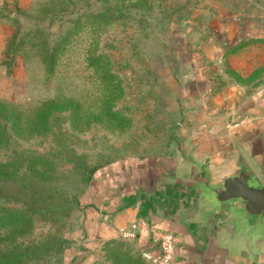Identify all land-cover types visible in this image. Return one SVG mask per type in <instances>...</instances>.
<instances>
[{
	"label": "rangeland",
	"instance_id": "374dc122",
	"mask_svg": "<svg viewBox=\"0 0 264 264\" xmlns=\"http://www.w3.org/2000/svg\"><path fill=\"white\" fill-rule=\"evenodd\" d=\"M11 11L12 15L2 18L4 48L13 36L17 43L29 35L25 42L21 38L22 48L13 55L5 56L3 48L0 80L6 84L0 98L27 109L46 99L68 96L80 103L82 111L80 120L72 122L68 111L56 113L48 119L50 127L44 134L18 137L10 133L7 144L0 147V162L14 152L47 155L53 164L50 178L78 200L87 184L65 155L82 156L95 168L94 174L101 163L126 156L171 154L173 137L185 119L181 90L188 84V73L209 69L202 48L216 27L249 22L264 28V0H145L141 7L127 6L126 0H32L27 7ZM98 13L101 21L89 19ZM72 24L75 32L58 53L53 72L47 74L31 42L43 39L52 44ZM90 46L104 56L105 64L87 65ZM103 72L112 73L121 90H113L114 84L102 77ZM112 94L116 96L111 110L117 119H109L101 110L104 98ZM92 111L99 112V117L86 122V114ZM80 214L78 201L57 215L36 217L33 233L23 241L56 236L64 250L26 264H109L115 256L112 242L125 251L123 260L131 259L127 264H136L137 256L146 263L122 238L102 241L95 250L77 254L83 249L77 245ZM71 248L76 253L65 257V250Z\"/></svg>",
	"mask_w": 264,
	"mask_h": 264
},
{
	"label": "crops",
	"instance_id": "0c3cea01",
	"mask_svg": "<svg viewBox=\"0 0 264 264\" xmlns=\"http://www.w3.org/2000/svg\"><path fill=\"white\" fill-rule=\"evenodd\" d=\"M31 1L0 0V58L5 45L2 18L12 15V7L25 8ZM216 28L202 48L209 69L188 73V84L181 90L185 119L175 137L191 150V159L206 161L212 181L232 170L240 157L264 186V28L249 22ZM1 83L0 90L6 84ZM191 169L198 170L193 162L183 163L175 149L171 154L126 156L101 166L79 199L77 245L83 249L77 254L122 238L120 233L132 222L144 220L147 228L128 240L141 255L158 254L152 228L180 238L169 264H255L254 255L264 264V237L243 229V238L198 199L183 196L181 184ZM75 253L67 249L64 256Z\"/></svg>",
	"mask_w": 264,
	"mask_h": 264
},
{
	"label": "trees",
	"instance_id": "16d2710c",
	"mask_svg": "<svg viewBox=\"0 0 264 264\" xmlns=\"http://www.w3.org/2000/svg\"><path fill=\"white\" fill-rule=\"evenodd\" d=\"M144 1L126 0V5L141 7ZM99 16L100 13L88 17L96 23L101 21ZM78 21L75 20L74 22L79 23ZM72 27L73 24L68 26L67 30L58 36V39L52 44L43 39L31 42L35 47L44 72L47 74L53 72L58 53L64 48L71 34L75 32V29L71 31ZM28 35L26 33L21 37L24 42ZM15 38L16 36H13L5 46V56L13 55L15 51L22 48L23 39L20 38L15 43ZM244 44V42L240 43L236 49ZM228 51L233 53L234 49ZM85 61L88 66H100L106 62L104 56L95 53L92 46L86 50ZM101 67H108V65ZM102 77L114 84L113 90H121L117 78L112 73L103 72ZM114 95L104 98V104L101 108L109 119H117L116 111L111 110V100L116 96ZM61 111L69 112L68 118L71 122L80 120L78 117L82 111L80 103L72 97L46 99L27 109L18 108L0 98V147L7 144L10 133L18 137L35 133L44 134L50 127L48 119L50 117L55 118V114ZM99 115V112L95 111L86 114V122L92 118L97 119ZM47 157V155L14 152L9 159L0 162V264H26L30 260L52 256L64 250L63 241L56 236L23 241L24 238H28L33 233L36 217L46 214L57 215L73 208L79 201L75 194H70L64 187L50 178L49 171L52 170L53 164L49 162ZM65 159L73 163L77 175L80 176L84 184L88 185L95 168L88 165L80 155L70 153L65 155ZM104 164L98 165L99 168ZM112 243H114L115 256L111 258L109 264L131 262L129 258L128 262L126 259L123 260L125 251L117 248L118 243ZM135 263L144 264V260L137 256Z\"/></svg>",
	"mask_w": 264,
	"mask_h": 264
},
{
	"label": "water",
	"instance_id": "95a60500",
	"mask_svg": "<svg viewBox=\"0 0 264 264\" xmlns=\"http://www.w3.org/2000/svg\"><path fill=\"white\" fill-rule=\"evenodd\" d=\"M173 147L183 163L193 162L198 168L189 170L182 181L183 196L198 199L207 211L225 218L237 233L242 234L240 230L244 229L249 235L264 237V186L243 159L236 157L232 170L212 181L206 161L191 159V150L181 139L174 136ZM253 263H258L255 255Z\"/></svg>",
	"mask_w": 264,
	"mask_h": 264
},
{
	"label": "built area",
	"instance_id": "2783aa9c",
	"mask_svg": "<svg viewBox=\"0 0 264 264\" xmlns=\"http://www.w3.org/2000/svg\"><path fill=\"white\" fill-rule=\"evenodd\" d=\"M94 174H97V171ZM145 228H147L146 222L144 220H137L123 230L120 236L125 240H132L139 229ZM149 231L152 241L158 246V254L156 256H151L147 253H142V257L146 260H150L153 264H169L173 258L175 247L177 244L181 243L179 236L152 228H150Z\"/></svg>",
	"mask_w": 264,
	"mask_h": 264
}]
</instances>
